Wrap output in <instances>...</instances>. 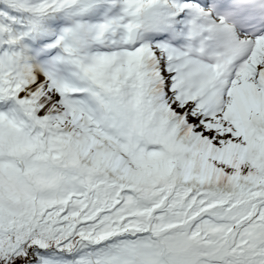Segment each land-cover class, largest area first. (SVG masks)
<instances>
[{
  "label": "snow or ice",
  "instance_id": "1",
  "mask_svg": "<svg viewBox=\"0 0 264 264\" xmlns=\"http://www.w3.org/2000/svg\"><path fill=\"white\" fill-rule=\"evenodd\" d=\"M0 264H264V0H0Z\"/></svg>",
  "mask_w": 264,
  "mask_h": 264
}]
</instances>
